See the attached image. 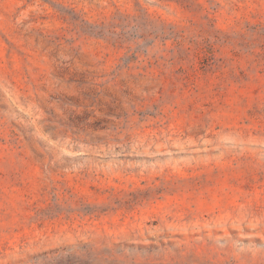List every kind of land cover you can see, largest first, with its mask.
<instances>
[{
    "label": "rangeland",
    "instance_id": "1",
    "mask_svg": "<svg viewBox=\"0 0 264 264\" xmlns=\"http://www.w3.org/2000/svg\"><path fill=\"white\" fill-rule=\"evenodd\" d=\"M0 264H264V0H0Z\"/></svg>",
    "mask_w": 264,
    "mask_h": 264
}]
</instances>
